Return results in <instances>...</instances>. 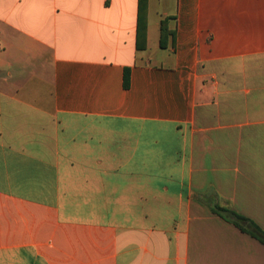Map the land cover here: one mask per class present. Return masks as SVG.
Masks as SVG:
<instances>
[{
    "label": "crops",
    "instance_id": "1",
    "mask_svg": "<svg viewBox=\"0 0 264 264\" xmlns=\"http://www.w3.org/2000/svg\"><path fill=\"white\" fill-rule=\"evenodd\" d=\"M139 3L0 0V264H264V0Z\"/></svg>",
    "mask_w": 264,
    "mask_h": 264
},
{
    "label": "trees",
    "instance_id": "2",
    "mask_svg": "<svg viewBox=\"0 0 264 264\" xmlns=\"http://www.w3.org/2000/svg\"><path fill=\"white\" fill-rule=\"evenodd\" d=\"M147 6L146 0H140L139 3V22H138V36H137V48L139 50H144L146 48V34H147ZM174 18H166L161 22V37H160V47L162 49H167L170 46L175 45L176 31L170 27L171 21ZM129 69H126L125 75V86H129ZM215 213L221 214L222 212H229L235 218V224L243 231L254 238L258 239L264 244V230L251 219L235 212L228 210L226 208L217 207L213 210ZM243 223H247L248 227H245Z\"/></svg>",
    "mask_w": 264,
    "mask_h": 264
}]
</instances>
